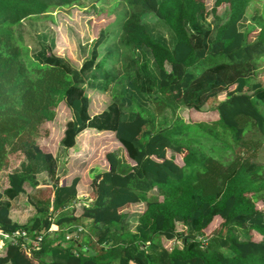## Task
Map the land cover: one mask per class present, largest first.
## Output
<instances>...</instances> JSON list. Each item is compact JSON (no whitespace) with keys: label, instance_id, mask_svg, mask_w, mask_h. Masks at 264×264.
Returning <instances> with one entry per match:
<instances>
[{"label":"trees","instance_id":"trees-1","mask_svg":"<svg viewBox=\"0 0 264 264\" xmlns=\"http://www.w3.org/2000/svg\"><path fill=\"white\" fill-rule=\"evenodd\" d=\"M117 1L113 42L110 23L90 42L68 27L78 64L56 51L49 12L80 0H0V170L8 155L22 156L0 186V226L20 233L0 236V264H264V165L255 160L264 17L247 16L252 0ZM117 51V65L105 68ZM87 89L110 95L100 111L91 113ZM155 104L171 111L170 123L142 117ZM58 105L70 117L52 153L34 134ZM184 110L201 116L185 120ZM85 130L118 143L86 203L80 175L64 163ZM42 185L52 196L34 201ZM21 202L29 215L18 219L10 209ZM37 238L40 250L28 256ZM162 238L182 245L168 250Z\"/></svg>","mask_w":264,"mask_h":264},{"label":"rangeland","instance_id":"rangeland-1","mask_svg":"<svg viewBox=\"0 0 264 264\" xmlns=\"http://www.w3.org/2000/svg\"><path fill=\"white\" fill-rule=\"evenodd\" d=\"M207 6L211 5V0H202ZM80 4H73L72 6H66L58 9L50 10L49 14L54 18L53 26L57 31L56 51L61 55L68 56L73 62L80 63L82 57H78L77 51H75V42L72 40L69 42L70 32L69 26L76 29V33L80 35L82 39L87 38L88 41L92 40L98 31L108 25L111 32L110 42H113V36L116 34L115 21L113 16L110 15L109 9L116 4L120 8L117 0H80ZM247 16L251 17L253 14H258L264 17V0H252L246 10ZM153 16L146 15L143 17V21L152 20ZM112 36V37H111ZM90 42V41H89ZM118 51L114 54L113 58L105 63V68L116 66ZM209 58L203 60L207 63ZM259 82L264 83V59L261 61L259 69V76L257 79ZM86 93L90 101V111L95 113L100 111L110 99L108 92L95 91L87 89ZM224 94H219L216 100L207 104L206 111L209 107H214L217 100L222 99ZM138 108V107H137ZM146 113L141 112L142 117L145 120H153L157 127L170 123L173 119V115L168 108L163 107L161 104L151 105L147 108ZM201 112H193L190 114L188 110H184L180 115L185 119L195 122L193 114L201 116ZM190 114V115H189ZM192 116V117H191ZM196 116V115H194ZM70 117V113L63 105H58L56 108V115L53 121H44L38 127L37 132L34 134V140L45 150H49L52 153L56 152L57 143L61 137L64 127L65 119ZM193 118V119H192ZM188 121V122H189ZM255 136L256 139H261V145L258 148L255 160L258 163L264 165V136L261 133ZM76 146L67 154L64 163L67 166V172L71 175H80L81 189L84 191V198H78L83 202H88V198L94 197L95 187L93 184V176L100 171L107 170L109 168V160L107 154L110 151L115 150L118 147V143L114 139L111 133H94L89 130H85L76 137ZM182 152L176 155V162L181 163ZM22 156L18 153L10 154L6 158V166L0 170V186L5 187L7 184V173L16 167ZM64 181V179H61ZM80 183V182H79ZM79 185V184H78ZM78 188V187H77ZM78 191V190H77ZM35 193L34 201H46L52 196V189L50 185H42L39 189L31 190ZM78 195V194H77ZM90 202V201H89ZM259 207L263 208L261 202H258ZM141 205H131L130 210H140ZM12 216H16L18 219L26 218L29 215V206L24 203L13 206L10 209ZM218 221H213L207 229L204 230V234H210L215 228L218 227ZM162 244L168 250L176 246H181V239L174 238L166 240L162 238ZM9 251V250H8ZM10 252V251H9Z\"/></svg>","mask_w":264,"mask_h":264},{"label":"built area","instance_id":"built-area-1","mask_svg":"<svg viewBox=\"0 0 264 264\" xmlns=\"http://www.w3.org/2000/svg\"><path fill=\"white\" fill-rule=\"evenodd\" d=\"M6 227L5 226H0V236L3 237H9V234L12 233V236H18L20 233L19 231H6L5 230ZM53 229V228H51ZM81 226H78L76 228H74L72 231H69L65 234V239L66 240H70V239H74L77 238V232L79 230H81ZM21 235L24 236V233L21 232ZM17 243L15 241H13L12 246L16 245ZM40 238H37L34 242H31L29 245H25V249L26 252L28 254V256L33 255L34 253L38 252L40 250Z\"/></svg>","mask_w":264,"mask_h":264},{"label":"crops","instance_id":"crops-1","mask_svg":"<svg viewBox=\"0 0 264 264\" xmlns=\"http://www.w3.org/2000/svg\"><path fill=\"white\" fill-rule=\"evenodd\" d=\"M80 183H79V185H78V195H77V197L78 198H84V191L81 189V181H79ZM94 194V193H93ZM89 200H88V202L92 199V196H90L89 198H88Z\"/></svg>","mask_w":264,"mask_h":264},{"label":"clouds","instance_id":"clouds-1","mask_svg":"<svg viewBox=\"0 0 264 264\" xmlns=\"http://www.w3.org/2000/svg\"><path fill=\"white\" fill-rule=\"evenodd\" d=\"M67 232H69V231H67ZM67 232H66V233H67ZM66 233H65V234H66ZM65 240H66V239H65Z\"/></svg>","mask_w":264,"mask_h":264}]
</instances>
